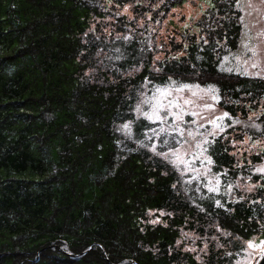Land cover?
I'll use <instances>...</instances> for the list:
<instances>
[{
	"label": "trees",
	"instance_id": "trees-1",
	"mask_svg": "<svg viewBox=\"0 0 264 264\" xmlns=\"http://www.w3.org/2000/svg\"><path fill=\"white\" fill-rule=\"evenodd\" d=\"M185 1L0 0V264H232L264 235V184L197 191L135 114L145 81L168 77L214 83L233 116L264 106V78L218 70L239 45V0H212L186 48H159L150 22ZM208 150L214 173L239 176L223 135ZM184 231L205 237L204 257Z\"/></svg>",
	"mask_w": 264,
	"mask_h": 264
},
{
	"label": "rangeland",
	"instance_id": "rangeland-1",
	"mask_svg": "<svg viewBox=\"0 0 264 264\" xmlns=\"http://www.w3.org/2000/svg\"><path fill=\"white\" fill-rule=\"evenodd\" d=\"M107 1L109 5L113 3L112 0ZM211 6L212 0H187L183 4L175 6L163 22H150L153 28H157L158 30L157 40L159 48L170 50L172 40L182 42L183 44L181 46L186 48L185 45H187L186 42L190 36H193V34L198 37L201 36L196 23ZM125 7H127V11L124 10ZM238 7L242 11V30L240 33L239 46L236 50H229L222 56V59L218 64V70L221 71L220 65L223 63L225 68L231 67L234 69L232 73H238L235 69L239 68L243 71L245 67L243 62L246 59L249 60V62L255 59L260 63L261 69L264 70V0H239ZM132 9V5H125L120 11L128 17L133 18L134 13L132 12ZM246 43L249 44L250 47H255L257 49L258 55L256 57L253 58L250 53H247V50L244 47ZM182 54H185V52H178V55ZM163 56H165V54L162 52L157 55V58ZM225 57H228V59L225 60ZM248 71L254 72L255 69L249 67ZM173 80L176 81L177 84H200L202 87L207 84H214L202 83L198 80L186 82H179L176 79ZM154 86L165 85H158L153 84L150 81H145L141 92L154 91ZM140 99L141 96L139 95L137 103ZM219 100L220 95L217 100H213L211 95L201 94L195 88L180 91L173 96V101L178 102L186 113L185 121L188 123L189 127H191L192 131L196 130V126L204 125L209 131H217L215 138L222 134L223 138L228 140L231 153L234 155L238 166V171L240 173L239 176L235 180L228 181L225 175L214 173V162L212 156L209 154V150L205 155L211 157V164H202L199 158L193 159L187 169L173 164L176 165L179 171L186 176V180L189 181L194 179L196 181L197 191H202L203 189L208 190V186H212L218 187L219 191L227 189L228 194L231 196L248 193L255 194L257 191V185L264 184V174H258L252 171V169L256 167L264 166V136L261 135L260 132L252 134L253 131L249 129L253 122L259 124L262 129L263 126L257 121V119L264 106L259 108L256 112L250 113L246 117L242 115L233 116L219 105ZM185 101H191V103L186 104ZM206 105L209 107H206ZM192 112H196L197 116L192 117L190 115ZM225 112L229 114L228 117H223ZM135 114L137 117H144L142 112L135 111ZM219 117H223V119L218 120L217 118ZM249 117L252 119L249 120ZM192 120L196 121V126L191 125ZM233 121H240V123H233ZM210 122L223 125L224 131L220 132L218 129H213V124ZM157 123L159 124V122ZM165 127L170 129L171 123L167 124ZM131 129L132 124L130 125V130ZM123 131L125 133L129 132L125 130ZM200 131L203 132L204 128H201ZM189 141L190 142L187 145L181 144L179 146L180 154L185 158H191L193 153H197V156H199L196 148V144L199 141L192 140L191 138H189ZM256 157H259V159H256ZM167 160L172 162L171 158ZM254 174L260 176L261 179L259 182L255 181ZM217 180H219L218 185L215 183ZM228 185L232 186L231 189H229ZM248 188H251V191H248ZM152 217L155 222L161 221L162 218L161 216L156 215H153ZM183 234H185V237L187 238L185 247L192 251H197L200 257H204L207 254V244L204 243L201 245V241L204 242L206 240L205 237H201L198 234L189 231H184ZM250 240L253 241L254 244L259 245L260 241L264 240V235H255L248 241ZM248 241H245L243 247L237 251V257L232 264H257L260 258H262L264 255V246L248 248Z\"/></svg>",
	"mask_w": 264,
	"mask_h": 264
},
{
	"label": "snow or ice",
	"instance_id": "snow-or-ice-1",
	"mask_svg": "<svg viewBox=\"0 0 264 264\" xmlns=\"http://www.w3.org/2000/svg\"><path fill=\"white\" fill-rule=\"evenodd\" d=\"M127 11V7L124 9ZM119 15V13H117ZM119 39V37H117ZM124 39H128V37H124ZM207 43V40L204 41ZM187 47V45H185ZM247 53L251 54V57H256L258 55L257 49L255 47H250L249 44L244 45ZM246 53V54H247ZM197 59H200L197 57ZM225 60L228 57L224 58ZM245 64L244 70L241 71L239 68L235 69L240 75L244 76H255V77H262L264 78V70L261 69L260 63H258L255 59L251 62L249 60H245L243 62ZM255 69L254 72L248 71V68ZM221 71L232 72L234 71L233 68H225L223 63L220 65ZM154 71H160L159 69H154ZM169 83L165 86H154V91H142L140 96L141 99L135 106L136 112H142L144 118L147 120L156 123L159 122L161 127L159 130L152 129L153 135L159 140L161 134H163L164 139L160 140L167 151H157L156 144H152L151 151L155 153L157 156L164 157L165 159L171 158L172 163L176 164L179 167L188 168V166L192 163L193 159L199 158L201 163L211 164L212 159L210 156L205 155L207 153L209 146L213 145L215 142V136L217 135V131H209L205 128L204 125L196 126V121L192 120L191 125L196 126V130L192 131L191 127H189L188 123L185 121V115L183 108L178 102L173 101V96L175 93H178L183 90H191L195 88L201 94H208L211 95L213 100H217L219 98V88L214 84H207L206 86L202 87L200 84L192 85L188 83H180L177 84L176 81L172 80L171 77H168ZM186 104H190L191 101H185ZM206 107H209L206 105ZM192 117H196L197 113L192 112L190 113ZM229 114L225 112L223 117H228ZM223 117L217 118L218 120L223 119ZM171 118V119H168ZM252 118L249 117V120ZM171 123V128L167 129L165 126ZM213 124V129H218L220 132L224 131V126L215 122H210ZM233 123H240V121H233ZM201 128H204V131H200ZM122 130L130 132V124L125 123L122 126ZM253 132H260L264 134V129H261V126L256 123H252L250 129ZM189 138L192 140L199 141L196 144V148L198 150L199 156L197 153H193L191 158H185L179 152V146L181 144L187 145L190 141ZM151 139V137H149ZM169 139H171L172 144H169ZM141 143H143L141 141ZM147 147V145H144ZM255 173L264 174V166L256 167L252 169ZM218 185L219 180L215 181ZM229 189H231V185H228ZM209 192H218V187L208 186ZM248 191H251V188H248ZM215 204L220 206V201L216 200ZM155 223V221H153ZM248 248H254L259 246H264V240L260 241L259 245L254 244L253 241L247 242ZM207 247V245H206ZM231 255V254H230Z\"/></svg>",
	"mask_w": 264,
	"mask_h": 264
},
{
	"label": "water",
	"instance_id": "water-1",
	"mask_svg": "<svg viewBox=\"0 0 264 264\" xmlns=\"http://www.w3.org/2000/svg\"><path fill=\"white\" fill-rule=\"evenodd\" d=\"M258 264H264V256L261 258V260L258 262Z\"/></svg>",
	"mask_w": 264,
	"mask_h": 264
}]
</instances>
